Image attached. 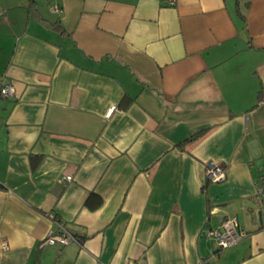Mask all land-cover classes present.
I'll return each mask as SVG.
<instances>
[{
	"label": "crops",
	"instance_id": "obj_1",
	"mask_svg": "<svg viewBox=\"0 0 264 264\" xmlns=\"http://www.w3.org/2000/svg\"><path fill=\"white\" fill-rule=\"evenodd\" d=\"M46 1L0 0V264H264V0Z\"/></svg>",
	"mask_w": 264,
	"mask_h": 264
},
{
	"label": "built area",
	"instance_id": "obj_2",
	"mask_svg": "<svg viewBox=\"0 0 264 264\" xmlns=\"http://www.w3.org/2000/svg\"><path fill=\"white\" fill-rule=\"evenodd\" d=\"M176 0H169V3L173 4ZM53 11L61 12V7L54 5ZM14 94V87L12 84L0 85V95L7 97ZM114 107H111L106 116H109ZM207 177L213 182H220L225 179V170L216 163H209L206 169ZM64 178L71 179V175H66ZM258 194L264 198V185H261L257 189ZM210 234L214 237L218 250L225 249L239 243L246 235L245 230L240 227L237 218L235 216L225 217L219 227L210 231ZM77 242V236L65 225L58 224L57 229H50L46 237L42 240V244H61L66 245L70 242ZM5 244V241H3ZM6 246V245H5Z\"/></svg>",
	"mask_w": 264,
	"mask_h": 264
},
{
	"label": "trees",
	"instance_id": "obj_3",
	"mask_svg": "<svg viewBox=\"0 0 264 264\" xmlns=\"http://www.w3.org/2000/svg\"><path fill=\"white\" fill-rule=\"evenodd\" d=\"M38 0H25L28 11L41 23L47 24L49 26H53L58 31L63 32V29L60 25V22L58 19L54 20L53 22H50L48 19L44 18L37 10L36 4ZM1 96V95H0ZM262 97V90L258 91L257 98Z\"/></svg>",
	"mask_w": 264,
	"mask_h": 264
},
{
	"label": "rangeland",
	"instance_id": "obj_4",
	"mask_svg": "<svg viewBox=\"0 0 264 264\" xmlns=\"http://www.w3.org/2000/svg\"><path fill=\"white\" fill-rule=\"evenodd\" d=\"M41 1H43L44 3H47V1H46V0H41Z\"/></svg>",
	"mask_w": 264,
	"mask_h": 264
}]
</instances>
